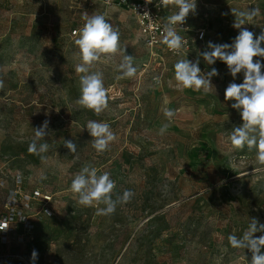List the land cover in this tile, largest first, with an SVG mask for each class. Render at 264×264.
<instances>
[{"label":"rangeland","instance_id":"374dc122","mask_svg":"<svg viewBox=\"0 0 264 264\" xmlns=\"http://www.w3.org/2000/svg\"><path fill=\"white\" fill-rule=\"evenodd\" d=\"M254 8L260 14L242 28L255 37L264 31V0H197L187 18L193 28H205L204 41L192 42L179 56L161 51V59L150 57L136 19L124 8L82 0H0V214L15 190L32 222L17 226L21 238L14 233L0 243V264H33V250L34 264H249L251 253L232 248L228 236L241 237L253 217L264 223V166L254 149L231 145L229 136L242 123L231 107L235 101L224 97L233 77L225 63L208 65L200 53L209 41L231 44L239 34L231 9ZM85 13L104 14L120 32L121 52L92 68L103 73L109 96L98 115L76 103L83 74L75 71L81 63L75 40ZM124 48L138 71L117 80ZM183 58L199 59L205 73L216 68L215 89H179L174 65ZM235 82H243V73ZM164 107L176 115L161 135ZM45 120L49 133L39 143L49 148L30 153L35 128ZM90 120L108 123L116 134L103 154L91 146ZM69 140L75 153L64 146ZM87 164L110 174L113 198L133 191L130 202L109 216L80 205L70 186ZM36 191L50 200L23 206L25 195Z\"/></svg>","mask_w":264,"mask_h":264},{"label":"clouds","instance_id":"9594fccd","mask_svg":"<svg viewBox=\"0 0 264 264\" xmlns=\"http://www.w3.org/2000/svg\"><path fill=\"white\" fill-rule=\"evenodd\" d=\"M147 3H151L147 0ZM162 7L175 6L178 11L166 18L163 24L161 43L175 54L185 46L187 41L178 34L176 25H182L189 13H194L197 7V0H159ZM235 16L233 27L239 29V34L231 44H217L209 41L206 51L200 53L208 65L215 64L220 60L227 65L229 74L233 77L225 89V100L235 101L231 107L239 112L242 123L235 127L229 140L235 149H243L247 146L249 151L255 150V159L264 166V31L254 37V33L242 28L246 21H252L259 15V9L237 11L231 9ZM145 14L148 15L146 12ZM149 16V15H148ZM85 23L79 29V38L75 44L79 49L81 63L76 65L75 71L80 76V97L76 103L82 108L92 110L95 114L102 113L108 107L109 96L104 85V76L101 71H92L96 62L102 57H111L121 52L120 32L106 19L104 14L88 15L85 13ZM118 64L120 75L117 80L134 77L138 68L134 66V57L125 54ZM243 73V82L236 83L237 74ZM218 70L212 68L208 72H202L199 67V59L195 62L187 58L178 60L174 65V80L179 89H192L208 93L213 88L212 78L218 76ZM159 83V78H154ZM3 87V80H0V88ZM163 115L167 122L163 123L159 133L163 135L171 126L176 115L174 109L164 107ZM86 129L92 137L91 146L97 154H103L109 149L111 142L116 140V134L106 122L94 120L88 121ZM49 133V122L45 120L40 127L35 128L36 139L28 147L30 153L40 155L47 152V142L39 143ZM64 146L71 153L76 152V144L72 141H64ZM116 183L110 178L108 172L98 174V169L87 164L76 173L72 179L70 191L77 197L80 205L96 207L98 215L109 216L114 214L117 206L130 202L135 193L129 189L122 194H115ZM103 205V207H100ZM261 233L260 236H255ZM228 242L234 249H244L251 253L249 264H264V223L257 218L250 219L248 228L241 237L235 234L228 236ZM38 258V253L33 250L31 259L33 264Z\"/></svg>","mask_w":264,"mask_h":264},{"label":"built area","instance_id":"2783aa9c","mask_svg":"<svg viewBox=\"0 0 264 264\" xmlns=\"http://www.w3.org/2000/svg\"><path fill=\"white\" fill-rule=\"evenodd\" d=\"M90 6L100 4L103 6H118L124 8L132 13L137 21L140 31L141 39L150 54L151 58L160 57L163 59L159 52L169 54L170 56H179L185 50H189L192 42L204 41L206 37V30L203 27L193 28L189 19L186 17V21L182 25H176V31L181 35L187 43L180 50L179 54L173 53L166 45L162 44L161 38L163 33V24L166 22V18L172 15L178 9L169 5L162 7L159 0H150L151 3H147V0H82ZM148 13L145 14V13ZM78 30L74 29L72 35L76 36ZM154 78H157L155 76ZM45 198L50 200L49 196L41 194L39 191L32 193L31 195H25L23 206H29V202L32 200H39L38 198ZM7 210L0 214V243H8L9 236L17 234L18 238L22 235L16 233L18 225L28 227L32 225L30 220L31 216L28 215L23 207L19 208V195L15 190H10L7 194ZM16 236V235H15ZM16 236V237H17Z\"/></svg>","mask_w":264,"mask_h":264}]
</instances>
